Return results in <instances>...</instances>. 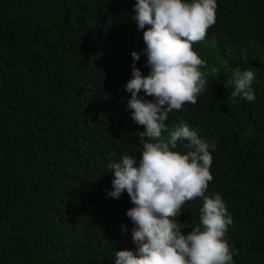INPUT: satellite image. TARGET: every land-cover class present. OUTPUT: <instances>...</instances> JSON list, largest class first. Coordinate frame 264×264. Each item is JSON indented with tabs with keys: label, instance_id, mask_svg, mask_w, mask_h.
Instances as JSON below:
<instances>
[{
	"label": "trees",
	"instance_id": "16d2710c",
	"mask_svg": "<svg viewBox=\"0 0 264 264\" xmlns=\"http://www.w3.org/2000/svg\"><path fill=\"white\" fill-rule=\"evenodd\" d=\"M135 3L0 0V264H114L116 250L135 249L134 205L126 191L108 195L109 163L142 155L126 91L133 51L150 73ZM216 3V23L193 45L207 88L169 114L162 138L186 122L216 141L205 195L219 193L233 219V264H264V0ZM237 67L256 74L254 102H233L223 86ZM201 207L186 203L179 222L198 224Z\"/></svg>",
	"mask_w": 264,
	"mask_h": 264
},
{
	"label": "clouds",
	"instance_id": "9594fccd",
	"mask_svg": "<svg viewBox=\"0 0 264 264\" xmlns=\"http://www.w3.org/2000/svg\"><path fill=\"white\" fill-rule=\"evenodd\" d=\"M216 8V0H136L134 5L132 19L139 30L146 29L143 51L150 73L144 75L135 66L141 56L133 51L127 107L132 120L144 128L136 133L142 155L125 154L109 163L114 179L108 195L119 199L126 191L130 197L134 207L126 215L133 225L135 249L116 250L114 264H233L236 252L226 239L233 219L219 193L205 195L213 180L210 168L216 141L200 138L186 122L162 138L169 131V114L197 103L207 88L201 70L206 61L193 45L202 42L216 23ZM255 78L254 71L237 67L223 86L233 89V102L237 98L254 102ZM184 141L187 151L181 152L178 142ZM198 198H202L199 223H180L183 206ZM189 227L185 234L182 230ZM123 231H128L126 225Z\"/></svg>",
	"mask_w": 264,
	"mask_h": 264
}]
</instances>
